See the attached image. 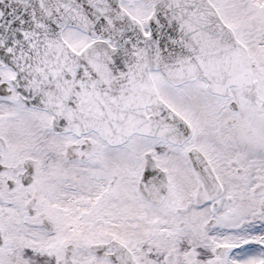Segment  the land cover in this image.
Masks as SVG:
<instances>
[{
  "label": "snow or ice",
  "instance_id": "1",
  "mask_svg": "<svg viewBox=\"0 0 264 264\" xmlns=\"http://www.w3.org/2000/svg\"><path fill=\"white\" fill-rule=\"evenodd\" d=\"M0 264H264V0H0Z\"/></svg>",
  "mask_w": 264,
  "mask_h": 264
}]
</instances>
